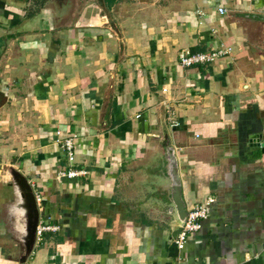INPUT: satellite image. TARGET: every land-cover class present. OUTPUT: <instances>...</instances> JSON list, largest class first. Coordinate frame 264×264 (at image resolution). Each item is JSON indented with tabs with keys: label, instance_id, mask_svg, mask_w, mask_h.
Masks as SVG:
<instances>
[{
	"label": "crops",
	"instance_id": "1",
	"mask_svg": "<svg viewBox=\"0 0 264 264\" xmlns=\"http://www.w3.org/2000/svg\"><path fill=\"white\" fill-rule=\"evenodd\" d=\"M66 138L85 177L57 179ZM169 147L186 210L213 200L181 251ZM11 169L59 228L24 264H264V0H0V264L23 256Z\"/></svg>",
	"mask_w": 264,
	"mask_h": 264
},
{
	"label": "water",
	"instance_id": "2",
	"mask_svg": "<svg viewBox=\"0 0 264 264\" xmlns=\"http://www.w3.org/2000/svg\"><path fill=\"white\" fill-rule=\"evenodd\" d=\"M165 155V159L168 163V175L171 182V189L169 192V214L173 217L172 232H178L186 221L187 210L181 198L180 180L174 148L169 147ZM10 177L14 192L15 207L18 209L23 223L19 239L23 246V256L20 263L24 264L26 259L32 254L36 244V228L39 223L40 212L32 186L28 182L26 176L15 169H11Z\"/></svg>",
	"mask_w": 264,
	"mask_h": 264
},
{
	"label": "built area",
	"instance_id": "3",
	"mask_svg": "<svg viewBox=\"0 0 264 264\" xmlns=\"http://www.w3.org/2000/svg\"><path fill=\"white\" fill-rule=\"evenodd\" d=\"M219 14H225L226 10L222 7L218 8ZM226 52L223 50L211 51V52H197L190 53L187 51H183L178 56L179 65L183 68H191V67H199L207 64L213 63L220 56H223ZM165 91V90H164ZM172 127L176 125V122H171ZM56 144L64 151L65 160L68 163L66 169L59 171L57 173V179H75L79 177H85L88 173L84 169H76L74 167L75 156H74V143L72 138H66L56 140ZM36 203L38 208L40 209L41 202L43 201L42 197L34 193ZM212 199H207V201L203 204L193 207L192 209L187 211L186 221L181 229L178 230L176 236L174 238V244L177 250L181 251L188 239L190 234L196 233L201 228V223L208 216V206L212 203ZM58 226L43 223L39 221L38 226L36 228V243L40 242L43 238V235L46 233H52L58 231Z\"/></svg>",
	"mask_w": 264,
	"mask_h": 264
}]
</instances>
